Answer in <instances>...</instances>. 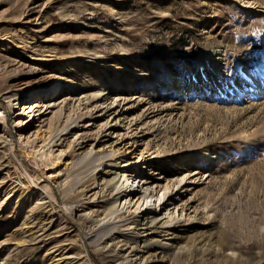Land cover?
<instances>
[{"label": "rangeland", "instance_id": "374dc122", "mask_svg": "<svg viewBox=\"0 0 264 264\" xmlns=\"http://www.w3.org/2000/svg\"><path fill=\"white\" fill-rule=\"evenodd\" d=\"M259 87L264 0H0V264H125L150 238L167 264H264ZM29 91L51 107L16 127ZM107 151L111 186L166 203L161 236L84 188Z\"/></svg>", "mask_w": 264, "mask_h": 264}, {"label": "bare ground", "instance_id": "6f19581e", "mask_svg": "<svg viewBox=\"0 0 264 264\" xmlns=\"http://www.w3.org/2000/svg\"><path fill=\"white\" fill-rule=\"evenodd\" d=\"M51 86H47L45 89L38 91V94L41 93L42 95H45L46 93H51L49 90ZM259 93L264 94V89L259 87ZM34 94H37V91H33ZM102 95V94H101ZM100 95V96H101ZM33 96V93L31 91L26 92L24 96L17 97L15 99L16 104L17 102L21 101L22 99H30ZM98 97H91V99L95 100L98 99ZM21 109L22 112L20 113V117L26 118V121L23 123H16V127L23 126L24 128H28L30 125H34L37 122H40V118L43 116L44 112L51 107L48 103L46 104H34L31 101L23 102L21 103ZM54 104H52V107ZM56 106V104H55ZM119 106V105H118ZM37 116V118H36ZM36 118V119H35ZM91 124H87L86 126H82L84 128L89 127ZM79 128V127H78ZM64 134H69V131L64 132ZM82 136V135H81ZM113 136H110V134H103L97 139V143H101L104 141H107V139L111 138ZM80 141L77 143L78 148L77 149H83L86 145V143L89 141L88 138H82L79 139ZM114 156L113 153L110 151H107L105 154L97 155L95 152H91L89 154H84L82 156V161L84 160V166H90V168H93V174L89 176V178L85 181V183H89L84 188H99V191H106V195L102 197L103 201L106 205H112L115 201H117L120 197H123L122 203L127 205L128 212L130 214V217L128 219V222L123 223L121 226L128 228L132 224H134V228L138 226L139 221L145 222L146 230L150 231V234L153 236H161L162 233L166 232L167 228L172 224L170 221L162 222V223H156V221H159L161 219L162 210L165 208L166 203L159 204L156 206H149V198L150 196V189L149 188H143L142 186L147 183L142 179H137V181H131L133 184L129 188L123 187H114V185H110L111 181L114 179V177H109L114 173L113 171V164H110L109 161L111 160L110 157ZM82 163V162H81ZM100 168V169H98ZM131 170V169H130ZM130 170H125V172H131ZM95 173V174H94ZM126 173H122L120 176L121 178ZM98 175V176H96ZM130 175V174H127ZM131 183V184H132ZM148 190H150L148 192ZM95 196V195H94ZM96 199V198H94ZM119 207V206H118ZM111 210V209H109ZM112 210L114 213L118 212L119 209L117 206L112 205ZM91 214V213H90ZM110 215V214H109ZM130 229V227H129ZM126 230V229H125ZM129 234L127 232H124L123 230H118L114 232L113 238L111 240H114L119 237L125 238L127 241L134 242L137 237H139L140 233H134ZM152 236V237H153ZM108 240V239H107ZM150 244L148 242H145L142 247H133V246H126L127 244L122 245V251L125 252L124 259L125 264H167V261L164 256L157 255L156 253L150 254L145 256L144 253L148 251L149 248L154 247L156 250H160L159 253H163L166 250V247L168 244H162L158 240H149ZM105 247V246H104ZM179 253V251L177 252ZM178 255V254H177ZM123 256V255H122ZM129 257V258H127Z\"/></svg>", "mask_w": 264, "mask_h": 264}]
</instances>
